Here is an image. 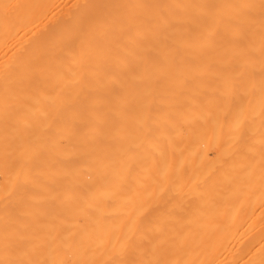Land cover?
I'll return each mask as SVG.
<instances>
[{
	"label": "bare ground",
	"instance_id": "obj_1",
	"mask_svg": "<svg viewBox=\"0 0 264 264\" xmlns=\"http://www.w3.org/2000/svg\"><path fill=\"white\" fill-rule=\"evenodd\" d=\"M262 213L264 0H0V264H264Z\"/></svg>",
	"mask_w": 264,
	"mask_h": 264
},
{
	"label": "rangeland",
	"instance_id": "obj_2",
	"mask_svg": "<svg viewBox=\"0 0 264 264\" xmlns=\"http://www.w3.org/2000/svg\"><path fill=\"white\" fill-rule=\"evenodd\" d=\"M262 216H263V213H262L261 216H260V219L262 220L261 222L264 221V216H263V219H262ZM257 222H260V221H257L256 219H253V220H252V229H253V230H254V228L257 229L258 226L255 227V225L257 224Z\"/></svg>",
	"mask_w": 264,
	"mask_h": 264
}]
</instances>
